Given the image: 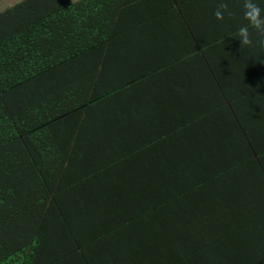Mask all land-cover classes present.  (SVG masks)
I'll use <instances>...</instances> for the list:
<instances>
[{"label": "trees", "instance_id": "obj_1", "mask_svg": "<svg viewBox=\"0 0 264 264\" xmlns=\"http://www.w3.org/2000/svg\"><path fill=\"white\" fill-rule=\"evenodd\" d=\"M220 2L4 10L0 264H264V49Z\"/></svg>", "mask_w": 264, "mask_h": 264}, {"label": "clouds", "instance_id": "obj_2", "mask_svg": "<svg viewBox=\"0 0 264 264\" xmlns=\"http://www.w3.org/2000/svg\"><path fill=\"white\" fill-rule=\"evenodd\" d=\"M262 5H264V0H242V14L247 23L241 25L236 32L240 46H253L255 44L264 49V7ZM213 15L217 20H223L226 15H231L224 0H221ZM250 28L257 35L255 41L250 33Z\"/></svg>", "mask_w": 264, "mask_h": 264}, {"label": "crops", "instance_id": "obj_3", "mask_svg": "<svg viewBox=\"0 0 264 264\" xmlns=\"http://www.w3.org/2000/svg\"><path fill=\"white\" fill-rule=\"evenodd\" d=\"M21 1L23 0H0V16L5 13L4 10L9 9L10 7L20 3ZM108 10L111 11L112 8H109Z\"/></svg>", "mask_w": 264, "mask_h": 264}]
</instances>
